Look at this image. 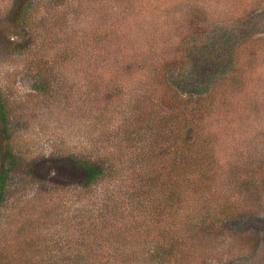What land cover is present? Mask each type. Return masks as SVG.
Segmentation results:
<instances>
[{"label": "trees", "instance_id": "trees-1", "mask_svg": "<svg viewBox=\"0 0 264 264\" xmlns=\"http://www.w3.org/2000/svg\"><path fill=\"white\" fill-rule=\"evenodd\" d=\"M262 2L14 0L0 14L34 90L77 103L84 128L78 150L52 153L77 167V184L42 176L0 86V215L20 186H35L42 216L63 198L80 205L65 248H38L39 264H230L254 244L236 224L264 219V37L195 40Z\"/></svg>", "mask_w": 264, "mask_h": 264}, {"label": "rangeland", "instance_id": "rangeland-1", "mask_svg": "<svg viewBox=\"0 0 264 264\" xmlns=\"http://www.w3.org/2000/svg\"><path fill=\"white\" fill-rule=\"evenodd\" d=\"M13 2L0 0V14ZM230 6H226V9ZM251 9V12L245 11L231 19L225 15L226 19L213 23L206 35L195 40L196 45L204 48L210 44L231 45L240 31L264 37V2ZM1 30L4 28L0 27ZM56 50L53 42L46 43L45 52L49 57ZM26 59L27 55L11 51L8 44L0 40V86L13 107L18 145L26 154V163L31 167L29 169L45 177L57 176L59 182L75 185L79 176L77 167L69 160L54 157L52 153L55 147L69 152H75L80 147L84 128L78 105L66 103L60 95L62 92H56L51 97L39 95L25 71ZM184 137L187 140L194 137L192 126L185 128ZM23 173L18 172L17 177ZM20 187L16 195H20L21 200L13 204L10 202L0 215V264H39V257L33 252L42 248L47 255L48 250H53L50 254L63 250L66 231L71 226L74 229L78 227V202L74 200L72 203L63 198V206L42 216L39 214L41 204L32 196L35 186ZM14 212L19 215L14 216ZM236 229L256 239L247 251L232 255L230 264H264V219H243L236 224ZM54 259H48V264Z\"/></svg>", "mask_w": 264, "mask_h": 264}]
</instances>
